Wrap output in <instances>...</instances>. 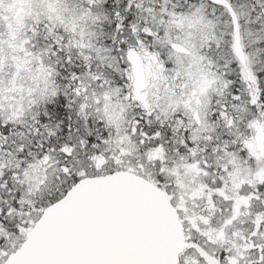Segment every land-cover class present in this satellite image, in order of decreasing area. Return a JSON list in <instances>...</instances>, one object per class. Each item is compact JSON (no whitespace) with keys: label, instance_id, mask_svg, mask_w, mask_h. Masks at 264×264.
Here are the masks:
<instances>
[{"label":"snow or ice","instance_id":"snow-or-ice-1","mask_svg":"<svg viewBox=\"0 0 264 264\" xmlns=\"http://www.w3.org/2000/svg\"><path fill=\"white\" fill-rule=\"evenodd\" d=\"M0 264H264V0H0Z\"/></svg>","mask_w":264,"mask_h":264}]
</instances>
